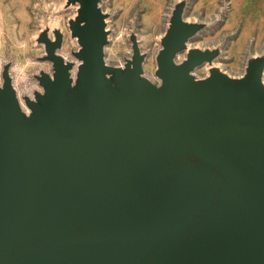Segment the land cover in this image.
<instances>
[{"label":"water","instance_id":"water-1","mask_svg":"<svg viewBox=\"0 0 264 264\" xmlns=\"http://www.w3.org/2000/svg\"><path fill=\"white\" fill-rule=\"evenodd\" d=\"M73 2L77 95L58 41L29 117L3 75L0 264H264L261 61L195 79L213 53L175 62L195 31L175 13L152 86L136 45L124 69L105 63L98 0Z\"/></svg>","mask_w":264,"mask_h":264},{"label":"rangeland","instance_id":"rangeland-1","mask_svg":"<svg viewBox=\"0 0 264 264\" xmlns=\"http://www.w3.org/2000/svg\"><path fill=\"white\" fill-rule=\"evenodd\" d=\"M73 0H0V87L7 73L24 116L33 109L28 100L44 94L43 74L54 78V68L46 56V41H58L56 54L69 62L68 93L77 95L78 66L74 56L79 49L71 35L70 22L78 16ZM105 15L107 43L104 60L115 69L131 61L133 47L143 56L140 78L152 86L161 84L157 76V54L162 38L175 13L195 31L186 41L175 62L193 49L210 51L213 57L191 72L195 79L210 75L212 68L239 79L253 60L262 63L260 80L264 86V0H98ZM109 88L117 87L115 74H106ZM116 85V86H115Z\"/></svg>","mask_w":264,"mask_h":264}]
</instances>
